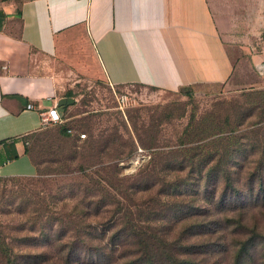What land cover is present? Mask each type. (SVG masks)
Instances as JSON below:
<instances>
[{
    "label": "rangeland",
    "instance_id": "obj_1",
    "mask_svg": "<svg viewBox=\"0 0 264 264\" xmlns=\"http://www.w3.org/2000/svg\"><path fill=\"white\" fill-rule=\"evenodd\" d=\"M220 20L234 69L222 84L163 91L136 84L112 86L97 79L70 83L66 93L74 103L60 116L85 138H63L57 126H46L29 140V154L24 153L30 172L0 176V232L8 243L0 247V264H19L26 255H37L39 261L44 257L41 264H65L67 255L71 264H115L120 254L136 257L145 250L134 234L160 236V226L167 239L177 240L186 223L172 216L160 223V217L143 219L139 213L143 200L151 201L156 213L160 202L173 205L174 200L160 198L159 190L162 166L172 161L192 158L195 166L184 164L178 175L190 184L185 203L196 207L204 200L193 191L212 189L197 176L215 163L234 188L244 189L249 176L264 177V71L259 69L264 68V27L243 26L239 21L244 18ZM119 148L122 155L112 158ZM201 159L212 161L197 172ZM167 176L168 182L175 177ZM195 178L198 183L191 180ZM102 197L107 199L104 205L99 203ZM115 199L128 215L117 214L121 210ZM240 219L264 233V205L248 207ZM121 225L131 237L112 246L108 237ZM224 236L218 251L207 256L209 262L231 264L227 246L237 236ZM263 256L264 245H257L245 264H262Z\"/></svg>",
    "mask_w": 264,
    "mask_h": 264
},
{
    "label": "crops",
    "instance_id": "obj_2",
    "mask_svg": "<svg viewBox=\"0 0 264 264\" xmlns=\"http://www.w3.org/2000/svg\"><path fill=\"white\" fill-rule=\"evenodd\" d=\"M0 13V176L30 172L21 138L71 82L219 85L234 73L220 19L264 27V0H0Z\"/></svg>",
    "mask_w": 264,
    "mask_h": 264
},
{
    "label": "trees",
    "instance_id": "obj_3",
    "mask_svg": "<svg viewBox=\"0 0 264 264\" xmlns=\"http://www.w3.org/2000/svg\"><path fill=\"white\" fill-rule=\"evenodd\" d=\"M1 18L2 14L0 13V20ZM66 96L69 97L70 94L68 93ZM53 126H57L60 137L67 138L76 136L79 141L84 139H79L78 133L69 129L63 122ZM41 131L21 138L23 152L25 154H29V140L37 136ZM107 143L108 142L105 143L106 146ZM89 146L90 144L87 146L88 150L91 151L92 147ZM103 149H106L107 152V147ZM169 151H167V153ZM121 155L119 148L118 155L112 154V158ZM16 158L17 156L14 155V159ZM211 161V159H201L196 164L198 170H194L202 172L203 169H201L200 166H208ZM199 163L201 165H199ZM184 164H187L186 166L189 167L195 166L192 165V158L190 157L183 159V161H172L162 166L163 178L160 179V198L174 200L173 205L168 206L166 203L160 202V213H156L153 210L154 206L152 202L143 200L140 202L142 210H139V213H144L143 219L153 220L160 217L161 223L163 220L172 216L178 223H186L181 227L177 240L167 239V232L163 230L161 226L160 236L151 232L142 237L134 234L133 239L142 240L140 242L138 241L137 244H140L142 246L141 249L145 250L136 257L124 256L125 253L120 254L117 258L119 261L115 264H215L214 261L209 262L207 256L216 252V249L218 251L217 247L220 246L218 240L222 237L225 238V232L228 235L237 236V239L227 246V251L230 248L233 254L231 262L229 261L231 264H245L247 259H250L251 253L254 252L256 246L264 245V233L262 234L257 230L258 226L245 225V223H241L240 219L243 212L246 211L248 207L254 208L257 205H264V177L260 176L256 179L255 177L249 176L246 178L247 186H245L244 189L234 188L230 177L224 176L225 173L220 169L222 166L215 163L212 169L207 170V173L197 176L200 177L199 182H201L202 179H205V182H209L212 185V189L210 190L203 187L201 191L199 188L193 191L192 194L194 196H198L201 200H204L202 207H196L192 204L185 203L184 198L190 196V193H188V186L190 184L188 185V179H183L178 175L179 170H184ZM213 167L217 171L213 170ZM166 175L175 177L168 182V180L165 179ZM170 176H167V178L169 179ZM6 179L14 180L16 178ZM191 180L193 183H198V179L196 178ZM123 193L125 194V198H129L128 194L125 192ZM106 200V198L103 199L102 197L99 202L101 203L100 205H104ZM114 205H116V209L121 210L117 214L123 216H125V214L128 215L127 210L122 208L121 204L116 199ZM236 216L238 219L234 222ZM154 231L158 232L156 230ZM145 233H147V231ZM129 237H131L130 230L121 225L108 238L112 246H117L122 242V244H125V241L128 240ZM2 239V232H0V247L5 248L8 243L2 241ZM189 240L192 241L189 242ZM59 248H61V250L64 249V245L60 244ZM70 257V255H67L64 259L65 264H71ZM38 258L37 255H26L24 257L25 260L19 264H41L44 257L41 261L37 260ZM261 259L263 261L262 264H264V256Z\"/></svg>",
    "mask_w": 264,
    "mask_h": 264
},
{
    "label": "built area",
    "instance_id": "obj_4",
    "mask_svg": "<svg viewBox=\"0 0 264 264\" xmlns=\"http://www.w3.org/2000/svg\"><path fill=\"white\" fill-rule=\"evenodd\" d=\"M32 108L33 107L31 104L26 105V109H32ZM39 117H40L41 124L45 127L61 124L63 122L61 119V116H60V114H59V112L55 106L48 108L46 110L40 111ZM78 137H79V139H83V138H85V134L78 133Z\"/></svg>",
    "mask_w": 264,
    "mask_h": 264
},
{
    "label": "water",
    "instance_id": "obj_5",
    "mask_svg": "<svg viewBox=\"0 0 264 264\" xmlns=\"http://www.w3.org/2000/svg\"><path fill=\"white\" fill-rule=\"evenodd\" d=\"M72 103H74V99H72L71 97H62L58 99L55 107L62 108V107H65L66 105H71Z\"/></svg>",
    "mask_w": 264,
    "mask_h": 264
}]
</instances>
